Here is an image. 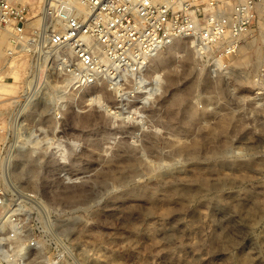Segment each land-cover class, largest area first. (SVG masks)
Listing matches in <instances>:
<instances>
[{
    "label": "rangeland",
    "instance_id": "rangeland-1",
    "mask_svg": "<svg viewBox=\"0 0 264 264\" xmlns=\"http://www.w3.org/2000/svg\"><path fill=\"white\" fill-rule=\"evenodd\" d=\"M261 45L247 66L233 64L238 53L221 77H199L198 70L174 74L172 83L168 64L159 63L178 61L171 58L176 46L167 47L145 73L144 87L160 77L158 88L147 100L146 89L138 90L131 117L96 104L102 96L115 105L102 88L67 99L62 120L45 97L27 119L32 133L19 138L25 144L15 138L21 149L6 148L0 157L1 183L35 195L47 211L37 259L264 264V95H255L254 82ZM31 148L42 162L29 166Z\"/></svg>",
    "mask_w": 264,
    "mask_h": 264
},
{
    "label": "built area",
    "instance_id": "built-area-1",
    "mask_svg": "<svg viewBox=\"0 0 264 264\" xmlns=\"http://www.w3.org/2000/svg\"><path fill=\"white\" fill-rule=\"evenodd\" d=\"M262 25L264 0H0V84L17 87L15 96L0 97V157L25 144L27 119L45 97L62 120L67 99L102 88L114 100L113 116L131 117L149 61L180 39L193 43L198 67L216 79L230 70L244 37L261 33L254 82L255 95H264ZM15 138L25 142L16 146ZM46 215L38 197L12 193L0 180V264H42Z\"/></svg>",
    "mask_w": 264,
    "mask_h": 264
},
{
    "label": "bare ground",
    "instance_id": "bare-ground-1",
    "mask_svg": "<svg viewBox=\"0 0 264 264\" xmlns=\"http://www.w3.org/2000/svg\"><path fill=\"white\" fill-rule=\"evenodd\" d=\"M263 30H264V25H262L260 27V32L263 31ZM256 36H257L256 34L251 33V34H248V35H246L244 37V40H243V42H242V44L240 46L239 52H238L240 54V56H238L235 59V62L233 61V64L234 63L238 64V65L239 64H244V66L245 65L247 66L251 62V60H250L251 57H252L251 55L255 51L257 52L259 50V45L263 42V37H262L261 33L258 34L259 39ZM259 40H260V44H259ZM174 43H179V44L176 45ZM174 43L172 45L168 46V47H171V46H174V45L176 46L174 51H173V53L171 54V58H173V59L178 58V61L176 63L177 64L181 63V64H178V65L176 63L170 64L169 63V59L159 58V60H160L159 63L161 65H167L168 64L166 66L167 69H168V72H167V75H168L167 76V80H168V82L172 83L173 75L177 74V73H179L181 75H185V74L186 75L187 74L188 75H190V74L192 75V73L194 71H198L199 70L200 72L198 71L197 75L201 74L202 73L201 69H195L196 68L195 64L197 66V62H196L195 53H194V49H193V43L192 42H191L192 44L190 43L192 45L190 47L187 46L186 44H180V40H176ZM159 55H160V52H158L150 61H153L154 59H157ZM150 61H149V63H150ZM194 62H196V63H194ZM238 65H236V66H238ZM199 77H200V75H199ZM16 79H17V77H16ZM154 80H155L154 81V86L155 87H151V88H148V89H146V87H144V86L140 87L142 89L143 88L146 89L145 93H147V96L144 97L145 100L151 99V97L154 95V91L159 86L160 77H155ZM142 84H144V81H143ZM16 90H17V87H15L14 85H8V83L0 84V97L7 96V95H12V94H14L16 92ZM95 103L100 105V107H103L110 115H113L110 112L111 109L108 106L105 105V103H104V101L102 99V96H97ZM48 141L49 140H47V143H48ZM52 142H53V140H52ZM31 143H32V140H31ZM34 143H39L38 139H36V141ZM57 143H55V144H57ZM58 146H60V150H61V148H63V146L61 147L60 144ZM57 149H59V148H57ZM37 150H38V148H31V149L25 151V157L28 158L29 166H32L34 163H39V162L41 163L42 162V159H40V158H36V159L33 158V157H35L33 155L38 154ZM62 158H64V157L62 156ZM27 175H28V178H30L32 176V171L28 170L27 171Z\"/></svg>",
    "mask_w": 264,
    "mask_h": 264
}]
</instances>
